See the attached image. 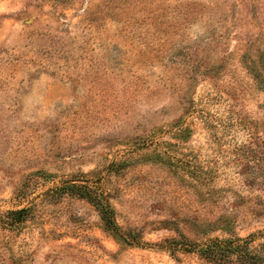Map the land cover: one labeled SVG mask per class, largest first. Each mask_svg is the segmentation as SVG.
Instances as JSON below:
<instances>
[{
	"label": "rangeland",
	"instance_id": "1",
	"mask_svg": "<svg viewBox=\"0 0 264 264\" xmlns=\"http://www.w3.org/2000/svg\"><path fill=\"white\" fill-rule=\"evenodd\" d=\"M213 240L264 264V0H0V264Z\"/></svg>",
	"mask_w": 264,
	"mask_h": 264
},
{
	"label": "trees",
	"instance_id": "2",
	"mask_svg": "<svg viewBox=\"0 0 264 264\" xmlns=\"http://www.w3.org/2000/svg\"><path fill=\"white\" fill-rule=\"evenodd\" d=\"M67 189L74 191L78 195H86L83 194L85 193V188L82 186L69 185L67 186ZM87 197L95 203L105 224L119 234V229L114 222V212L112 208L107 203H101L99 198L95 195L87 194ZM246 244L247 241L240 243L239 241L235 240H213L208 244H204L201 247V250H198V253L200 254V257L204 258L210 263L227 262L228 255L235 254L239 258L240 264H251L254 260L252 256L249 254H241V249Z\"/></svg>",
	"mask_w": 264,
	"mask_h": 264
}]
</instances>
